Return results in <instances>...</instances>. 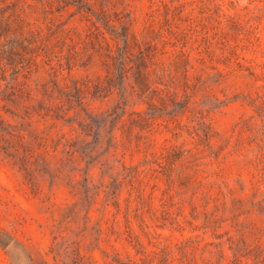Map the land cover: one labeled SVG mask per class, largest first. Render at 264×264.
<instances>
[{"label":"rangeland","instance_id":"rangeland-1","mask_svg":"<svg viewBox=\"0 0 264 264\" xmlns=\"http://www.w3.org/2000/svg\"><path fill=\"white\" fill-rule=\"evenodd\" d=\"M0 264H264V0H0Z\"/></svg>","mask_w":264,"mask_h":264}]
</instances>
